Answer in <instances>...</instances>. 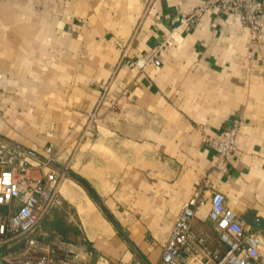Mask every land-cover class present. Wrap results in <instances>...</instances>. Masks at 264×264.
<instances>
[{
    "label": "crops",
    "instance_id": "obj_1",
    "mask_svg": "<svg viewBox=\"0 0 264 264\" xmlns=\"http://www.w3.org/2000/svg\"><path fill=\"white\" fill-rule=\"evenodd\" d=\"M201 1H0V140L32 159L54 145V168L66 162L94 189L112 220L65 178L68 205L40 224L48 237L81 241L92 264H156L203 182L192 228L211 244L213 191L239 217L264 220V15L254 44L240 19L215 8L178 25ZM160 44L159 66L131 65ZM232 125L235 150L225 169L213 166L203 134ZM244 225L260 232L264 261V226Z\"/></svg>",
    "mask_w": 264,
    "mask_h": 264
},
{
    "label": "built area",
    "instance_id": "obj_2",
    "mask_svg": "<svg viewBox=\"0 0 264 264\" xmlns=\"http://www.w3.org/2000/svg\"><path fill=\"white\" fill-rule=\"evenodd\" d=\"M239 7L245 8L241 23L247 27L251 43L260 42L264 0H202L187 8L178 25L195 23L210 8L236 17ZM161 46L131 65L159 66ZM237 128L232 125L213 134H203V141L216 153L213 166L226 168L227 157L236 147ZM86 134L92 136V128H87ZM43 151V159H32L21 148L0 140V264H92L90 251L81 241L48 237L40 229L42 220L57 202L54 197L63 177V172L54 168L53 145L44 146ZM204 187L205 182L197 185L181 205L156 264H264L260 232L247 229L238 220L239 216L225 204L220 191L212 192L208 211L217 244H211L207 231L193 230L195 213L206 200ZM117 264L141 263L122 260Z\"/></svg>",
    "mask_w": 264,
    "mask_h": 264
},
{
    "label": "water",
    "instance_id": "obj_3",
    "mask_svg": "<svg viewBox=\"0 0 264 264\" xmlns=\"http://www.w3.org/2000/svg\"><path fill=\"white\" fill-rule=\"evenodd\" d=\"M245 15V8L239 7L236 18L240 19V21L244 18ZM68 175L73 178L75 181H77L80 185L83 186V188L88 192V194L95 200V202L100 206L101 210L104 212V214L111 219V216L109 212L106 210V208L102 205L100 200L98 199L97 194L95 193L94 189L88 184L86 180H84L82 177L77 175L76 173L69 171ZM112 220V219H111ZM239 221L243 222L246 225L252 226L254 228H262L264 226V220L261 219L258 216H255L253 210H248L244 214H242L239 218Z\"/></svg>",
    "mask_w": 264,
    "mask_h": 264
},
{
    "label": "rangeland",
    "instance_id": "obj_4",
    "mask_svg": "<svg viewBox=\"0 0 264 264\" xmlns=\"http://www.w3.org/2000/svg\"><path fill=\"white\" fill-rule=\"evenodd\" d=\"M1 1V0H0ZM202 2V1H201ZM201 2H199V3H201ZM198 3V4H199ZM195 5H197V4H195ZM191 6H194V5H191ZM101 85V84H100ZM102 89H105V87L107 86L106 84L104 85V84H102ZM53 147H54V145H53ZM54 149L56 150V148L54 147ZM65 164H66V162L63 164V167L61 168V170H59V171H62L63 172V177H62V179L64 180L65 178L66 179H68V180H73L74 181V186H76L77 188H79L78 190H83L84 188H83V186L82 185H80L77 181H75L73 178H71L69 175H68V171H70V169H68V167H66L65 166ZM63 180H61V182H59V186H58V191L55 193V197H54V200H59L62 204V206H66V205H68L67 203H68V199H66L65 197H64V195H62L61 194V191H60V186H61V183L63 182ZM84 191L87 193V191L84 189ZM55 206L53 205L52 206V208H54ZM51 208V209H52ZM72 211H74V209L72 208ZM73 213V212H72ZM74 216V215H73ZM73 220V219H72ZM55 237H57V235H55Z\"/></svg>",
    "mask_w": 264,
    "mask_h": 264
},
{
    "label": "bare ground",
    "instance_id": "obj_5",
    "mask_svg": "<svg viewBox=\"0 0 264 264\" xmlns=\"http://www.w3.org/2000/svg\"><path fill=\"white\" fill-rule=\"evenodd\" d=\"M57 203H59V200H57V202L55 203V205H56Z\"/></svg>",
    "mask_w": 264,
    "mask_h": 264
}]
</instances>
